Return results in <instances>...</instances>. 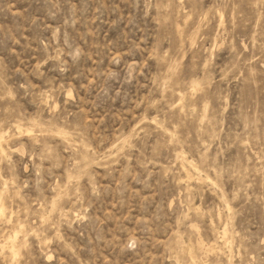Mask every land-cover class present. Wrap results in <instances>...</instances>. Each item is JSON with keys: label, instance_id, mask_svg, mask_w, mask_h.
<instances>
[{"label": "rangeland", "instance_id": "obj_1", "mask_svg": "<svg viewBox=\"0 0 264 264\" xmlns=\"http://www.w3.org/2000/svg\"><path fill=\"white\" fill-rule=\"evenodd\" d=\"M0 139V264H264V0H0Z\"/></svg>", "mask_w": 264, "mask_h": 264}, {"label": "bare ground", "instance_id": "obj_2", "mask_svg": "<svg viewBox=\"0 0 264 264\" xmlns=\"http://www.w3.org/2000/svg\"><path fill=\"white\" fill-rule=\"evenodd\" d=\"M153 121V120H152ZM153 124H154V122H153ZM156 124V123H155ZM19 126V125H18ZM21 126V125H20ZM19 130V129H18ZM21 132V134L22 133H28V134H31V131H29L28 130V128H27V130L26 131H23V129H22V131H20ZM60 134V133H59ZM62 134V133H61ZM65 134H67V133H65ZM5 136V135H4ZM64 136V135H63ZM2 138H4L3 136H1ZM31 137H32V135H31ZM1 138V139H2ZM0 139V152H2L1 151V147H2V144H4V143H2L3 141ZM65 139L67 140V138L65 137ZM5 146V145H4ZM1 154V153H0ZM1 155H3V153L1 154ZM183 157V156H182ZM180 158V157H179ZM185 158V157H184ZM182 161H183V158H182ZM189 162V161H188ZM182 165V164H181ZM189 165V164H188ZM184 167V166H183ZM190 167V166H189ZM189 169H191V168H189ZM193 169V168H192ZM197 172V171H196ZM197 174V173H196ZM189 175V174H188ZM190 176V175H189ZM191 177V176H190ZM191 179V178H190ZM2 203V202H1ZM1 206H3V203H2V205ZM5 210V208L4 207H0V213L1 212H5L4 211ZM2 216V215H1ZM6 219H8V217H6ZM23 228V227H22ZM226 229V228H225ZM21 231H23V230H21ZM223 231V230H222ZM224 231H227V230H224ZM19 232V231H18ZM223 234H224V232H223ZM226 234V233H225ZM228 234V233H227ZM15 235L17 236V234L15 233ZM16 236H14L15 238H14V241H15V239H16ZM220 236V235H219ZM223 236V235H222ZM225 236H227V235H225ZM224 237V236H223ZM223 237H221V239L223 238ZM19 238V237H18ZM225 239V238H224ZM11 240V239H10ZM17 242H18V240H16ZM15 241V242H16ZM227 241H228V239H227ZM15 242H7L6 244H5V248H7V249H9L10 250V252L12 253V255L14 256V257H16V256H18L17 255V249H15V245H14V243ZM201 244V243H200ZM203 245V244H202ZM227 245V244H226ZM1 247V246H0ZM201 247H203V246H201ZM17 248V247H16ZM2 249H3V247H2ZM1 251V250H0ZM3 251V250H2ZM4 252V251H3ZM19 252H21V251H19ZM19 252H18V254H19ZM9 254V253H8ZM15 259V258H14ZM15 261V260H14Z\"/></svg>", "mask_w": 264, "mask_h": 264}]
</instances>
